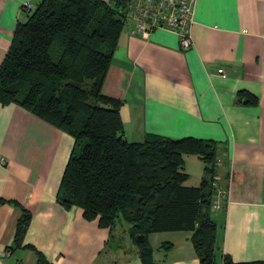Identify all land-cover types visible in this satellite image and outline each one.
<instances>
[{"label":"crops","instance_id":"obj_1","mask_svg":"<svg viewBox=\"0 0 264 264\" xmlns=\"http://www.w3.org/2000/svg\"><path fill=\"white\" fill-rule=\"evenodd\" d=\"M23 1L0 0V62L17 21L27 17ZM134 27L127 17L102 85L123 101L125 138L142 140L152 131L216 139V175L220 186L228 183L227 201L213 212L220 224L216 258L228 253L236 261L264 259V0H195L188 48L173 30L156 27L142 35ZM240 90L257 101H245ZM72 146L71 134L16 102H0V197L17 199L32 213L15 247L21 211L11 201L0 203V264H36L26 243L54 264H143L137 244L117 234L126 224L100 226L80 206L65 208L57 200ZM193 156L201 165L195 171L188 167ZM185 157L184 183L196 185L203 161ZM151 235L156 264H201L191 231ZM165 241L171 247L161 246Z\"/></svg>","mask_w":264,"mask_h":264},{"label":"trees","instance_id":"obj_2","mask_svg":"<svg viewBox=\"0 0 264 264\" xmlns=\"http://www.w3.org/2000/svg\"><path fill=\"white\" fill-rule=\"evenodd\" d=\"M26 14L0 62V102H16L72 135L57 190L62 206H80L84 217L111 229L128 223L143 264H156L148 234L164 230L191 231L201 264H264V259L236 261L228 253L216 258V139L152 131L142 140L125 138L123 101L102 89L127 19L124 0H37ZM238 94L257 101L248 91ZM187 154L203 161L196 185L184 183ZM4 201L21 211L14 232V245L20 246L32 213L17 199L0 197ZM221 201H227L226 193ZM140 232L145 237L137 240ZM24 245L35 252L36 264H54L33 244Z\"/></svg>","mask_w":264,"mask_h":264},{"label":"built area","instance_id":"obj_3","mask_svg":"<svg viewBox=\"0 0 264 264\" xmlns=\"http://www.w3.org/2000/svg\"><path fill=\"white\" fill-rule=\"evenodd\" d=\"M114 1V0H113ZM31 0H24L21 8L30 9ZM195 0H124L126 17L135 20L134 31L142 35L156 27H163L176 32L183 48L193 44L191 25L193 22ZM224 76L222 68L218 69ZM217 193L213 199V207L218 208L221 198L227 189L219 187L218 176H215Z\"/></svg>","mask_w":264,"mask_h":264},{"label":"rangeland","instance_id":"obj_4","mask_svg":"<svg viewBox=\"0 0 264 264\" xmlns=\"http://www.w3.org/2000/svg\"><path fill=\"white\" fill-rule=\"evenodd\" d=\"M186 158V157H185ZM192 158H194V159H190L189 160V169H191L192 171H195V169H198V168H200L201 167V165H200V162L197 160V159H195L196 157H192ZM187 165H188V161H187ZM184 167H186V160H185V164H184ZM195 176V175H194ZM189 182H191V179H189L188 180ZM123 224H126L124 227L123 226H121V227H119V230H118V232H117V234H121V233H123L124 232V234L127 236L128 235V232H127V226H128V223H126V222H123ZM152 233H155V231H152V232H150L149 234H148V239H149V236H152L151 238H154V236L153 235H151Z\"/></svg>","mask_w":264,"mask_h":264},{"label":"water","instance_id":"obj_5","mask_svg":"<svg viewBox=\"0 0 264 264\" xmlns=\"http://www.w3.org/2000/svg\"><path fill=\"white\" fill-rule=\"evenodd\" d=\"M135 237L137 240H142L145 237V234L140 232V233H137Z\"/></svg>","mask_w":264,"mask_h":264}]
</instances>
